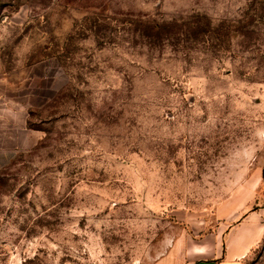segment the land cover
<instances>
[{
    "label": "rangeland",
    "instance_id": "obj_1",
    "mask_svg": "<svg viewBox=\"0 0 264 264\" xmlns=\"http://www.w3.org/2000/svg\"><path fill=\"white\" fill-rule=\"evenodd\" d=\"M245 220L264 264V0H0V264L220 257Z\"/></svg>",
    "mask_w": 264,
    "mask_h": 264
},
{
    "label": "crops",
    "instance_id": "obj_2",
    "mask_svg": "<svg viewBox=\"0 0 264 264\" xmlns=\"http://www.w3.org/2000/svg\"><path fill=\"white\" fill-rule=\"evenodd\" d=\"M247 220L229 237L230 245L220 257L209 256L210 251L204 245H198L195 241L187 245L185 240L176 236L170 239L168 250L157 264H240L239 260L246 253L244 246L250 244L251 247L256 243L253 235L257 226Z\"/></svg>",
    "mask_w": 264,
    "mask_h": 264
}]
</instances>
